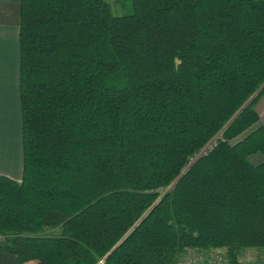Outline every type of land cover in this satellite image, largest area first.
<instances>
[{"label":"trees","instance_id":"trees-1","mask_svg":"<svg viewBox=\"0 0 264 264\" xmlns=\"http://www.w3.org/2000/svg\"><path fill=\"white\" fill-rule=\"evenodd\" d=\"M122 1L19 0L22 166L0 175V251L241 264L264 248V161H248L264 154V0Z\"/></svg>","mask_w":264,"mask_h":264},{"label":"crops","instance_id":"crops-1","mask_svg":"<svg viewBox=\"0 0 264 264\" xmlns=\"http://www.w3.org/2000/svg\"><path fill=\"white\" fill-rule=\"evenodd\" d=\"M19 0H0V175L18 181L22 154L18 93ZM256 125L264 126V92L254 105ZM252 154L249 157L254 156ZM264 161L256 156L253 164ZM250 250V249H248ZM0 264H18L15 255L0 251Z\"/></svg>","mask_w":264,"mask_h":264},{"label":"rangeland","instance_id":"rangeland-1","mask_svg":"<svg viewBox=\"0 0 264 264\" xmlns=\"http://www.w3.org/2000/svg\"><path fill=\"white\" fill-rule=\"evenodd\" d=\"M110 7V12L112 14L121 15L130 13V5L127 1L121 0H105ZM214 140V139H212ZM260 153H256L254 156L249 157V162L253 164L254 158L260 156ZM216 253L218 260H222V251L221 250H211ZM208 252V251H207ZM207 252L196 253V261H193L191 264H205L207 260ZM188 258V257H187ZM241 264H264V248L261 249H250L244 251L240 255Z\"/></svg>","mask_w":264,"mask_h":264},{"label":"built area","instance_id":"built-area-1","mask_svg":"<svg viewBox=\"0 0 264 264\" xmlns=\"http://www.w3.org/2000/svg\"><path fill=\"white\" fill-rule=\"evenodd\" d=\"M213 141L214 140L208 142L196 156L204 154L206 151H208L213 145ZM196 253L197 252L195 250L188 248L185 249V252L179 257L178 261L175 264H191L193 261L197 260V258L195 257ZM221 261L218 260V257L215 252H207V260L205 264H222Z\"/></svg>","mask_w":264,"mask_h":264},{"label":"water","instance_id":"water-1","mask_svg":"<svg viewBox=\"0 0 264 264\" xmlns=\"http://www.w3.org/2000/svg\"><path fill=\"white\" fill-rule=\"evenodd\" d=\"M257 91H258V90H257ZM257 91H256V92H257ZM242 107H243V106H242ZM242 107H241V108H242ZM236 114H237V112H236ZM236 114H234V116H235ZM234 116H233V117H234ZM188 166H189V165H188ZM188 166H187V167H188ZM186 169H187V168H185L184 170H186Z\"/></svg>","mask_w":264,"mask_h":264}]
</instances>
